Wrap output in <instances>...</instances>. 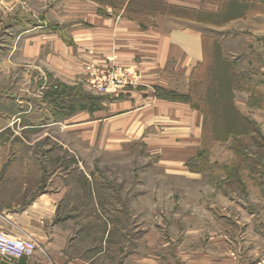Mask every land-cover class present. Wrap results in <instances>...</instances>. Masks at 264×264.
I'll list each match as a JSON object with an SVG mask.
<instances>
[{
    "label": "rangeland",
    "instance_id": "374dc122",
    "mask_svg": "<svg viewBox=\"0 0 264 264\" xmlns=\"http://www.w3.org/2000/svg\"><path fill=\"white\" fill-rule=\"evenodd\" d=\"M95 1L102 14L122 11L121 0ZM208 1L217 9L185 11L162 0L135 1L143 7L134 9L137 18L176 14L204 27V61L192 75L188 94L190 106L205 116L203 154L189 161L183 176L164 166L162 155L140 140L116 145L98 134L91 136L90 147L83 144L81 132L64 131L88 127L94 119L82 115L86 109L70 108L68 99L57 104V89L69 97H98L88 87L92 67L130 68L112 60L98 64L89 45L84 51L83 42H78L79 50L74 48L68 34L71 25L64 27L68 37L62 39L70 49L63 51L49 37L34 39V23L10 20L30 16L28 8L18 0L0 1V161L49 162L48 171L68 176L67 186L75 187L80 201L86 196L78 187L83 178L90 182V207L100 212L98 219L90 217L92 264H264V0ZM149 5L158 12H147ZM48 30L45 26L44 35ZM230 34L233 38L223 42ZM240 36L249 37L248 42H238ZM224 49L244 51L246 62L236 63ZM220 57L238 76L241 90H233L235 108L245 99L236 100L234 93L248 95L241 107L248 124L238 130L245 134L213 141L203 102L205 83L213 82ZM113 93L119 92L109 95ZM105 104L108 101L102 100L101 107ZM51 128L58 133L41 135L40 129L44 134ZM101 239L104 247L98 245ZM32 260L27 264H34Z\"/></svg>",
    "mask_w": 264,
    "mask_h": 264
},
{
    "label": "crops",
    "instance_id": "0c3cea01",
    "mask_svg": "<svg viewBox=\"0 0 264 264\" xmlns=\"http://www.w3.org/2000/svg\"><path fill=\"white\" fill-rule=\"evenodd\" d=\"M0 1L4 4L13 0ZM121 1L122 11L102 14L95 0H18L28 8L30 16L10 20L34 23L38 28L32 36L34 39L49 37L56 46L60 44L63 51L70 49L62 39L67 35L64 27L71 25L68 34L74 48L79 50L78 42H83L81 46L89 45L94 57L99 59L98 64L112 60L119 66L135 70L139 75L136 87L104 96L103 101L108 104L97 111L86 110L82 115L94 119L89 121L88 127L64 131L81 132L83 144L90 147L91 136L98 134L116 145L140 140L148 149L162 155L164 166L178 169L176 175L183 176L189 161L202 152L205 116L188 102L163 98L162 92L179 96L190 93L192 75L205 56L203 24L166 13L151 16L150 20L134 18L125 14L128 0ZM162 1L167 6L184 10L217 9V4L208 0ZM45 26L49 29L46 35ZM233 36L228 35L223 42ZM246 40L248 42L249 37L237 38L238 42ZM224 52L226 57L233 56L231 59L238 64L246 62L244 51L224 49ZM234 95L236 100L245 99L246 104L247 94L235 92ZM235 105L243 115V103ZM42 131L40 129L42 136L47 132L52 136L58 133L55 128L45 129L44 134ZM66 147L73 149L71 145ZM47 164L49 162L32 164L19 159L0 161V231L13 237L31 238L37 246L34 264H92L95 257H91L89 251L92 247L90 217L98 219L100 212L90 207V182L83 178L82 186L78 187L79 193L86 196V201H80L79 195L74 193L75 187L67 186L69 177L53 174L48 171ZM104 227L107 234L109 228ZM99 241L98 245L104 247L105 239ZM101 249L97 256L101 255ZM21 261L6 263L0 258V264H27L29 260Z\"/></svg>",
    "mask_w": 264,
    "mask_h": 264
},
{
    "label": "trees",
    "instance_id": "16d2710c",
    "mask_svg": "<svg viewBox=\"0 0 264 264\" xmlns=\"http://www.w3.org/2000/svg\"><path fill=\"white\" fill-rule=\"evenodd\" d=\"M135 1L136 0H128L125 8V11L129 13V16L131 15V17L134 18V9L137 7ZM137 8L141 10L143 7ZM145 8L147 12H158L157 7L155 5H149ZM215 75L216 76H213V82L205 83L206 97L204 98L203 102L205 106L206 116L208 119L207 124L209 127L211 140L219 141L221 140V137H223V140H225L230 135L245 134V132L239 131L244 128V125L248 124V119L242 114H240L233 105V90L236 88L241 90L239 88L238 76L235 69L229 61H226L224 58L222 59L220 57L216 61ZM162 94H164L163 98H166L168 100L184 101L191 103L192 105L191 98L189 95L179 96L166 92H162ZM54 97L57 99L56 103L59 105H64L65 100L68 99L70 108L78 107V109H86L90 113L99 110L101 108V101L104 99V97L99 96H80V93H78V95L69 97L66 96L64 94V91L61 89H57L54 92ZM192 108L199 109L194 106H192ZM202 154L203 153H200L199 155L201 156Z\"/></svg>",
    "mask_w": 264,
    "mask_h": 264
},
{
    "label": "built area",
    "instance_id": "2783aa9c",
    "mask_svg": "<svg viewBox=\"0 0 264 264\" xmlns=\"http://www.w3.org/2000/svg\"><path fill=\"white\" fill-rule=\"evenodd\" d=\"M115 74V75H114ZM138 76L133 70L99 69L92 67L89 90L95 94L109 95L114 91H124L137 86ZM37 246L29 237H13L0 231V258L6 263L30 260Z\"/></svg>",
    "mask_w": 264,
    "mask_h": 264
}]
</instances>
